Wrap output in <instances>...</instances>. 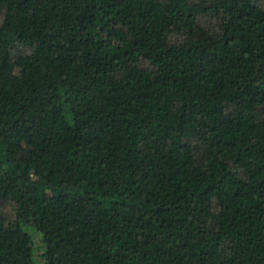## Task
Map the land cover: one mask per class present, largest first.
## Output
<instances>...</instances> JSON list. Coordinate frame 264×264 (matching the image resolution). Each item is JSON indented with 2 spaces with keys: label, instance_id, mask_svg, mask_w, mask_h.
I'll list each match as a JSON object with an SVG mask.
<instances>
[{
  "label": "trees",
  "instance_id": "trees-1",
  "mask_svg": "<svg viewBox=\"0 0 264 264\" xmlns=\"http://www.w3.org/2000/svg\"><path fill=\"white\" fill-rule=\"evenodd\" d=\"M0 264H264V0H0Z\"/></svg>",
  "mask_w": 264,
  "mask_h": 264
}]
</instances>
